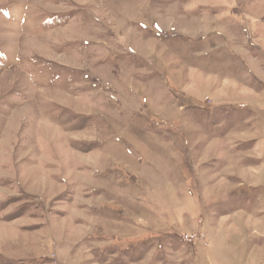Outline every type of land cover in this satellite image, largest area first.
I'll list each match as a JSON object with an SVG mask.
<instances>
[{
    "label": "rangeland",
    "instance_id": "rangeland-1",
    "mask_svg": "<svg viewBox=\"0 0 264 264\" xmlns=\"http://www.w3.org/2000/svg\"><path fill=\"white\" fill-rule=\"evenodd\" d=\"M0 264H264V0H0Z\"/></svg>",
    "mask_w": 264,
    "mask_h": 264
}]
</instances>
